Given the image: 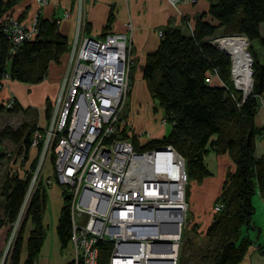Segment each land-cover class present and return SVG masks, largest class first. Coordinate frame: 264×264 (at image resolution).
<instances>
[{
	"label": "trees",
	"instance_id": "obj_1",
	"mask_svg": "<svg viewBox=\"0 0 264 264\" xmlns=\"http://www.w3.org/2000/svg\"><path fill=\"white\" fill-rule=\"evenodd\" d=\"M20 1L0 0V19ZM205 1L207 10L196 16L191 35L186 36L179 29L167 25L162 29L157 48L146 56L142 77L152 102L162 110L171 130L168 135L151 139L141 146L135 142L134 147L143 150L172 145L184 159L187 182H200L209 175L203 160L207 152L229 156L234 170L226 172L221 193L216 198L222 206L206 228V246L200 262L238 264L252 244L247 236L241 234L242 228L254 229L252 196L256 189L264 192V153L259 158L254 157L256 141L263 132V128L255 126L254 117L264 95V39L260 34V25L264 24V0ZM112 17L110 11L106 27ZM36 21L34 37L17 46L0 27V86L5 77L24 84L42 82L48 75L49 64H59L68 51V37L59 31L56 20L44 19L38 14ZM219 33L223 36L243 34L248 40L258 39L262 45V61L253 59L250 53L253 60L252 84L246 97L230 79L229 55L210 42ZM213 76L220 79L221 86H212L211 81H206L207 77L211 80ZM2 105L0 111L17 113L23 110L15 98L11 107ZM31 130L24 124L16 129L5 126L0 137L18 144L17 153L26 160ZM132 138L134 140L135 136ZM5 156L0 150V163ZM30 166H34L33 161ZM29 184V174L24 177L11 174L3 179L0 186L3 213L0 226L16 221ZM45 189L41 184L33 189L12 247L2 264H32L36 259L45 238L42 224L46 208ZM60 192L62 207L56 235L60 247L65 250L71 235L70 198L64 190L60 189ZM187 192L186 189V196ZM27 222L32 228L25 239ZM187 244L185 241L184 245ZM96 247L97 264H107L111 243L99 241ZM23 249L26 255L22 260ZM181 252L182 248H179L178 260H181Z\"/></svg>",
	"mask_w": 264,
	"mask_h": 264
},
{
	"label": "built area",
	"instance_id": "obj_2",
	"mask_svg": "<svg viewBox=\"0 0 264 264\" xmlns=\"http://www.w3.org/2000/svg\"><path fill=\"white\" fill-rule=\"evenodd\" d=\"M168 1L175 5L197 0ZM80 13L79 9L77 32L70 39L59 88L45 103L48 118L30 136V147L38 155L29 188L57 184L69 195L68 262L97 264L96 244L107 241L112 245L107 264H176L187 207L185 162L170 144L143 150L134 147L135 142L141 146L155 137L131 132L120 116L131 86L130 38L109 31L89 35ZM0 27L14 46L31 40L36 32L8 13L0 19ZM126 27L131 29L129 23ZM238 35L248 44L245 35ZM245 50L251 65V55ZM231 70L232 65L230 79L236 88ZM3 104L9 108L12 101ZM220 207L214 205L215 210ZM174 212L175 216L168 217ZM18 222L12 223L11 240ZM163 241L169 242L168 251ZM170 253L172 257H165Z\"/></svg>",
	"mask_w": 264,
	"mask_h": 264
},
{
	"label": "crops",
	"instance_id": "obj_3",
	"mask_svg": "<svg viewBox=\"0 0 264 264\" xmlns=\"http://www.w3.org/2000/svg\"><path fill=\"white\" fill-rule=\"evenodd\" d=\"M75 0H47L44 5H39L36 0H21L14 5L9 11L14 17L30 25V21L37 17L39 12L40 16L48 20H56L58 29L61 33L65 34L68 39L71 38L74 27L76 25V12L74 11ZM207 2L205 0H198L196 3L178 2L171 5L168 0H85L82 11V19L86 23V33L89 35L102 34L105 32L124 33L130 38L132 48V64L133 70V85L131 91V99L135 81L139 80L144 89V98H148L151 103V98L148 94L146 83L142 77L143 66L147 54L153 52L159 43L160 37L158 31L162 30L167 25L179 29L184 35H191V25H193L196 16L207 10ZM112 13V21L107 25L109 13ZM68 13V16L65 14ZM131 24V30L127 29L126 24ZM262 26L260 25V34H262ZM65 55V54H64ZM63 55V56H64ZM61 57V62L65 59ZM60 62V63H61ZM59 68L55 69L61 72V64ZM66 65L62 70L63 74L66 70ZM48 81H42L38 84H24L13 83L9 79H4V87L0 92V98L16 97L19 102L20 97L16 93V89L21 86L24 89L31 90V88L41 87L42 83L46 82L41 91L42 100L45 96H52L57 90L59 75L52 76L48 71ZM47 78V77H46ZM212 86H221L222 82L217 76L211 78ZM33 86V87H32ZM141 97L140 95L138 96ZM27 101V100H26ZM29 98L27 102H31ZM258 111L254 117V124L258 128H263L262 135L256 141L254 157L259 158L264 153V95L261 96ZM160 109V108H159ZM164 127L156 126V138L163 136ZM37 153L34 148L29 149L28 154ZM204 165L209 172V175L204 177L201 182H194L197 190L203 194L202 196L207 199L206 205L208 206L211 193L214 200L216 196L221 193V185L226 179L225 173L234 170V164L227 154H215L212 151L204 155ZM28 162V161H27ZM193 193V192H192ZM189 188V195L191 197ZM46 208L42 216V224L45 230V238L43 240L40 251L32 264H67L69 256L66 257L65 251L60 247L58 237L56 235V225L58 216L62 207L61 192L57 184H52L45 189ZM252 203L254 207L259 209L262 217L264 216V192L256 189L252 196ZM61 201V204L59 203ZM194 204L191 203V212L195 214ZM0 217L2 216V207L0 199ZM196 225L195 231L198 237H204L205 231L210 221H207L204 226H199V219L194 217L193 220ZM253 222V221H252ZM254 225V223H253ZM32 228L30 222L25 225L24 238L26 239L28 232ZM255 228V226H254ZM9 231L8 224L0 226V263L4 252L5 242ZM242 235L247 236L252 244L248 248L247 253L238 264H264V234L257 233L254 235L246 229ZM65 254V255H64ZM26 252L23 249L21 259L25 258Z\"/></svg>",
	"mask_w": 264,
	"mask_h": 264
},
{
	"label": "rangeland",
	"instance_id": "obj_4",
	"mask_svg": "<svg viewBox=\"0 0 264 264\" xmlns=\"http://www.w3.org/2000/svg\"><path fill=\"white\" fill-rule=\"evenodd\" d=\"M36 1L38 2V0H36ZM46 1H45V3H46ZM84 1L85 0H75V2H74V11L76 12L77 16H78L79 9L81 12L80 15L82 14ZM197 1H195L194 3H196ZM38 3H39V5L45 4V3H40V2H38ZM8 14H9V16H13L11 13H8ZM38 14H39V12H38ZM38 14H37V16H38ZM34 21H35V23H34ZM36 23H37L36 18H34L33 20L30 21V27L33 26V28H34L33 30H35V31L37 29ZM129 25L131 26L130 23H129ZM192 26L193 25L190 26L191 30H192ZM85 28H86V23H85ZM261 29H262V34L264 36V24H263ZM76 32H77V27L75 25L73 34H72L70 39H74ZM103 34L104 33L96 34L95 36H102ZM161 34H162V30H159L158 31L159 37L161 36ZM222 36L223 35L221 33H219L217 36H215L211 39H214L217 37H222ZM70 39H68V49L70 47V44L72 43V42H70L71 41ZM246 41L248 42V44H245V47H246L245 49H247L248 52L254 56L253 59L256 58V60L262 61L263 60V53H262V45H261L260 41L258 39H251V40L249 39L248 40L247 37H246ZM213 43L215 44V46L218 49L222 50L223 52L225 51V50L221 49L220 47H218L219 46L218 41L213 42ZM131 56H132V54H131ZM63 57L65 58L63 60V62H61L59 64H54L51 62L49 64V67H48V71H49V73H51L52 76L59 75V77H58V83L59 84L57 85L58 88L60 85V79L63 76L62 70L64 68V65L67 66V64H68V58H69L68 51L65 53V55ZM229 57H230V54H229ZM230 60H231V57H230ZM251 61H253L252 58H251ZM231 63L233 64V62H231ZM60 64H61V66L63 65L61 67V72H58V70L55 71V69L59 68L58 65H60ZM252 65L253 64L251 63V65H250V71H251V76H250L251 82L250 83L251 84H252V72H253V66ZM133 70H134V67H133V64L131 63V66H130V85H131L130 91L128 92V94L125 98L120 116L123 119H125L126 123H128V125L131 127V129H132L131 132H133V131L134 132L136 131L139 133L147 132L150 134L151 137H155L153 139H156V126L160 127V124L163 121L167 122V120H166L165 116L163 115V112L161 109L156 107L155 104L153 105L148 98H144L145 92H144V89L142 88V84L139 80L135 81V85H134L135 90H133V96L131 99V91H132V85H133V80L131 77H133L132 76ZM4 79H8V78L5 77ZM47 79H48V76L43 81H46ZM9 80L13 83H15V82L18 83L17 81H14L11 79H9ZM4 84H5L4 81H2V84L0 86V92L2 91V89L4 87ZM45 84H47V83L45 82L44 85ZM251 84H250V86H251ZM32 85H34V84H32ZM44 85L42 83L41 87L31 88V90H29V88L24 89L23 86H21L20 89L19 88L16 89V93L20 97L21 102H19L18 99L14 96L13 97H7V98H0V105H2L4 102L9 101V100H11L13 103V99L15 98L18 101V103L21 105V108H23V110H21L17 113L5 111V110L0 111V131L5 126L11 127L12 129H16L20 125L24 124V125L28 126V129H32L31 130V133H32V131L35 128L44 125L46 119L48 118V114H49L48 113L49 111L47 112V109L45 108V103H47L51 98H54V96L58 90V88H57L54 95L45 96L42 100H40L41 91L44 89L43 87H45ZM239 92L242 94L243 97H246L248 95V94L247 95L244 94L240 90H239ZM148 94H149V92H148ZM139 95L141 96L140 98L138 97ZM149 97H150V95H149ZM29 98L32 100L31 102H27ZM6 108H8V107H6ZM170 130H171V124L166 123V125L164 126L163 136L168 135ZM143 137H144V135H143ZM0 150L3 151L6 155L5 158L2 160V162L0 163V186H1L3 179L6 176L11 175V174H17L18 176H21V177H24V175L29 174V176L31 177V173H33L35 166H36V163H37L38 153H34V152L31 154L27 153L26 160H24L22 158V154L17 153L18 152V144L14 143L13 141H11L8 138H3V137H0ZM32 161L34 163V166L31 168L30 165H31ZM48 170L50 172L49 175H51V168L48 167V165H47V171ZM47 171H46V169L43 170V174H42L43 177L47 176ZM225 177H226V173H225ZM223 183L221 185V189H222ZM45 187H47V186H45ZM189 188H190V192L192 194L191 197L190 196L188 197ZM33 189H35V185H32V187L29 188V192L27 193L24 204L21 207L19 216L17 218L19 222H18L17 227H16V233H17L20 221L23 218L27 202L30 198V195H31ZM186 189L188 190V192H187V196L185 195L184 199H185V202L187 204V207H186L185 218H184V222L182 225V231H181L182 239L181 238L179 239V245H178V250H177V252H178L179 248L180 249L182 248V252H181L182 255H181V260H178V253H177L176 264H202L200 262V256H201L202 251L205 249L206 238H205V236L203 238L198 237V234H196V231H195L196 225L194 224L193 220H194V217H197L199 219V223H198L199 226H201V225L204 226L207 221H210V220L212 221L213 217L216 216V213L221 209V207H220L219 210H215L214 205L216 203H218L220 206H222V203L219 201H216V198L218 196H216V198L214 200H212L214 193H211L210 197H208L209 202H208V206H207L206 205L207 199H205V197L202 196L203 194L200 192V190H197V188L194 185V182L192 183V181H189L185 184V191H186ZM0 199H1V197H0ZM59 203L61 204V201ZM191 203L194 204L193 207L195 209V214H193L191 212L192 211L190 208ZM1 207H2V201H1ZM253 208H254L253 209L254 211L252 214V221L254 223L255 228L254 229L250 228V229H248V231L253 233L254 235H256L257 233H259V234L261 233V235H262V234H264V216L262 217V215L259 212V209L257 207L255 208L254 205H253ZM2 218H3V214L0 217V219H2ZM4 224H7V223H4ZM8 225H9V231H8V235L6 238L4 252H3L2 260H1L0 264L3 263L4 259L8 255V252L11 249V247H9V246H10V244H12V241L15 239V237L12 240L10 239L12 236V234L10 235V232L12 231L13 227H12V224H8ZM245 231H246V229L242 228V233H245ZM16 233H15V236H16ZM185 241H187V243H188L187 245H184ZM7 248H9V249L7 250ZM64 251H65L66 257H68L67 249H65Z\"/></svg>",
	"mask_w": 264,
	"mask_h": 264
},
{
	"label": "bare ground",
	"instance_id": "obj_5",
	"mask_svg": "<svg viewBox=\"0 0 264 264\" xmlns=\"http://www.w3.org/2000/svg\"><path fill=\"white\" fill-rule=\"evenodd\" d=\"M216 41L219 42V46L221 49L227 51L232 55L233 64L231 75L236 88L242 91L244 94H248L250 90L251 75L250 61L245 50V40L237 34H231L222 37H217ZM170 216H175V212L168 213V217ZM170 236L177 237V233H172ZM172 256L173 253L165 254V257Z\"/></svg>",
	"mask_w": 264,
	"mask_h": 264
},
{
	"label": "water",
	"instance_id": "obj_6",
	"mask_svg": "<svg viewBox=\"0 0 264 264\" xmlns=\"http://www.w3.org/2000/svg\"><path fill=\"white\" fill-rule=\"evenodd\" d=\"M225 53H227L229 55V53L227 51H224ZM250 93V92H249ZM248 93V94H249ZM165 244H167V247H166V250L165 251H168L169 250V242L168 241H163Z\"/></svg>",
	"mask_w": 264,
	"mask_h": 264
}]
</instances>
